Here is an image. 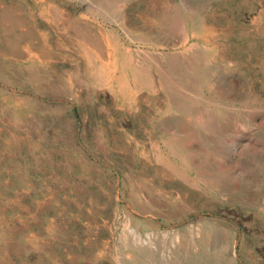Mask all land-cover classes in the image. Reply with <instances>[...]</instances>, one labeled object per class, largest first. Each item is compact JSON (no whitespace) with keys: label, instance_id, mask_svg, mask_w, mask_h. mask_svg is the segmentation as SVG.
I'll use <instances>...</instances> for the list:
<instances>
[{"label":"rangeland","instance_id":"obj_1","mask_svg":"<svg viewBox=\"0 0 264 264\" xmlns=\"http://www.w3.org/2000/svg\"><path fill=\"white\" fill-rule=\"evenodd\" d=\"M0 264H264V0H0Z\"/></svg>","mask_w":264,"mask_h":264},{"label":"bare ground","instance_id":"obj_2","mask_svg":"<svg viewBox=\"0 0 264 264\" xmlns=\"http://www.w3.org/2000/svg\"><path fill=\"white\" fill-rule=\"evenodd\" d=\"M104 37V36H103ZM105 44H106V42H104ZM107 50V49H106ZM92 54H93V56H95L96 55V57H98V55L95 53V52H92ZM90 56V55H89ZM92 56V55H91ZM108 57V56H107ZM126 57V56H125ZM124 57V58H125ZM93 58V57H92ZM109 58V57H108ZM126 61H128L129 62V58H127L126 59ZM135 71V70H134ZM107 72V71H106ZM136 72V71H135ZM118 86H119V88H121V89H123L124 91H128V92H130L131 91V87H129V88H126L125 87V85L121 82V81H119V84H118ZM121 91V90H120Z\"/></svg>","mask_w":264,"mask_h":264}]
</instances>
